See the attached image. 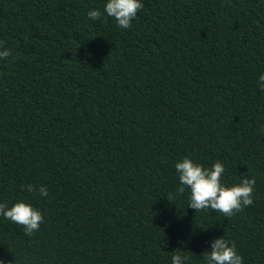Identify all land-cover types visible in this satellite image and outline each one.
Instances as JSON below:
<instances>
[{
	"label": "trees",
	"instance_id": "1",
	"mask_svg": "<svg viewBox=\"0 0 264 264\" xmlns=\"http://www.w3.org/2000/svg\"><path fill=\"white\" fill-rule=\"evenodd\" d=\"M142 2L120 29L88 19L105 0H0V202L43 215L0 217L5 264H202L223 236L264 264V0ZM184 157L254 179L253 204L189 208Z\"/></svg>",
	"mask_w": 264,
	"mask_h": 264
},
{
	"label": "clouds",
	"instance_id": "2",
	"mask_svg": "<svg viewBox=\"0 0 264 264\" xmlns=\"http://www.w3.org/2000/svg\"><path fill=\"white\" fill-rule=\"evenodd\" d=\"M142 8V0H105L103 12L93 9L88 11L87 17L91 21H100L104 17L112 18L118 28L129 29L137 12ZM9 56L10 51L0 44V60H7ZM257 88L264 92V73L258 76ZM174 167L179 183L176 191L182 195L185 189H188V207L196 212L212 209L230 217L253 204L255 180L243 179L232 186L226 185L223 183L225 166L220 161H216L211 167H204L191 157H184ZM22 187L30 193L38 191L40 197L48 196L44 186L37 188L29 184ZM0 217L22 226L25 235L38 231L43 222L42 213L25 200L11 206L0 202ZM209 248L210 250L202 254V264H244L236 244L224 236L213 239ZM172 253L170 264H189L190 257L185 252L177 249ZM0 264H5V261L0 260Z\"/></svg>",
	"mask_w": 264,
	"mask_h": 264
}]
</instances>
